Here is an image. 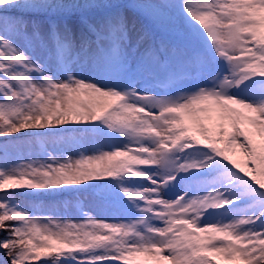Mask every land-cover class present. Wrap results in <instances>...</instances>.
Listing matches in <instances>:
<instances>
[{
    "label": "snow or ice",
    "instance_id": "1",
    "mask_svg": "<svg viewBox=\"0 0 264 264\" xmlns=\"http://www.w3.org/2000/svg\"><path fill=\"white\" fill-rule=\"evenodd\" d=\"M0 232V264H264V0H0Z\"/></svg>",
    "mask_w": 264,
    "mask_h": 264
},
{
    "label": "trees",
    "instance_id": "2",
    "mask_svg": "<svg viewBox=\"0 0 264 264\" xmlns=\"http://www.w3.org/2000/svg\"><path fill=\"white\" fill-rule=\"evenodd\" d=\"M87 194H85V195H83V196H86ZM57 199V201H59V200H64V199H68V197L67 196H62V197H57L56 198ZM22 200L25 202V206H27L28 205V203H31V202H33L32 200H31V198H22ZM35 203H49V201H47V200H41V201H37V202H35Z\"/></svg>",
    "mask_w": 264,
    "mask_h": 264
},
{
    "label": "rangeland",
    "instance_id": "3",
    "mask_svg": "<svg viewBox=\"0 0 264 264\" xmlns=\"http://www.w3.org/2000/svg\"><path fill=\"white\" fill-rule=\"evenodd\" d=\"M87 207H89V206H87ZM89 208H94V205L93 204L90 205ZM6 235H7V233L0 232V239H3ZM0 256H3V250L2 249H0ZM5 259H6V257H5Z\"/></svg>",
    "mask_w": 264,
    "mask_h": 264
}]
</instances>
